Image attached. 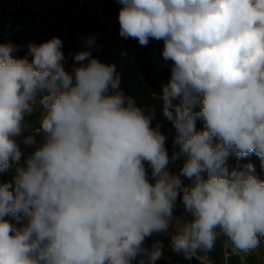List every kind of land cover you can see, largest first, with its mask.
<instances>
[{
	"label": "clouds",
	"instance_id": "obj_1",
	"mask_svg": "<svg viewBox=\"0 0 264 264\" xmlns=\"http://www.w3.org/2000/svg\"><path fill=\"white\" fill-rule=\"evenodd\" d=\"M119 3V34L141 46L163 40L162 56L173 62L163 113L178 132L180 152L172 158L187 157L181 175L192 184L183 188L182 202L192 219L173 216L181 180L166 171L165 137L119 89L114 64L81 51L74 58L87 63L69 73L58 37L30 43L31 62L14 58L16 46L3 43L0 172L10 159L19 165L16 138L25 115L38 91L47 94L36 130L44 143L17 167L14 190L0 183V264H129L137 255L155 264L162 245L146 249L145 238L167 232L173 221L171 247L185 258L210 252L218 232L234 253L261 246L264 181L252 164L229 171L227 158L255 153L264 166V0ZM197 103L201 111L193 112ZM197 117L205 122L202 131ZM22 143L36 141L28 135ZM7 216L24 217L27 225L18 229Z\"/></svg>",
	"mask_w": 264,
	"mask_h": 264
},
{
	"label": "trees",
	"instance_id": "obj_2",
	"mask_svg": "<svg viewBox=\"0 0 264 264\" xmlns=\"http://www.w3.org/2000/svg\"><path fill=\"white\" fill-rule=\"evenodd\" d=\"M25 7L20 12L10 13L6 16L3 21L0 23V44L3 43H11L16 46V50L11 53L14 58L21 59L25 58L27 54H29L28 45L30 43L41 44L50 40L53 37H58L62 41V49L61 51L64 54L63 66L65 70L69 73H73V69L75 67H79L83 64V61H76L75 55L81 51L83 48L78 41L76 33H74L75 28V19H69L65 23L58 25H51L48 21L42 23L36 17L38 16L34 10L29 5H24ZM107 10L109 13L117 18L116 27L113 31H110L108 28L105 30V34L109 39H113V41L103 42V60L105 64H118L124 59L128 58L132 55V53L124 52L125 50L118 51L123 39L119 34V12L113 9V4L108 3ZM117 29L116 33L114 31ZM126 41L129 45H126V50L131 47L132 38H126ZM155 43L158 44L161 55L163 52L164 42L163 40H155L149 39V42L146 46H141L139 44V62L142 69L143 77L150 88L154 91H160V87L158 85L159 82L168 84L171 80L172 69L163 68L161 64L154 63V50ZM18 47H23L22 49H18ZM121 52V53H119ZM29 62H31L32 57H30ZM171 65L173 67V62L171 61ZM116 73L120 76V84L119 89L124 93L126 97H131L134 100V103L137 107H139L145 115L151 118V127L159 129L160 133L165 137L164 147L166 149L167 155L169 157V164L166 166V171L172 175L179 177L181 180V189L178 190L177 200L175 202V207L178 209L185 210L182 202L183 197V188L190 187L192 181L187 177L181 175V169L187 159L186 156L181 155L176 159H173L174 153L180 152V145L175 143L176 137L178 136V132L174 127V124L171 120L162 118L161 115L155 112V107L158 106V103L155 99L151 98V94L147 96H140L137 93L136 89L131 88L128 85V79L122 75L115 68ZM147 92V89H144ZM46 91H38L36 98L39 101L38 103L32 104L31 114L25 115L24 123L26 125L23 134L34 133L40 127V122L42 117L44 116L45 108L40 103V100L44 95H46ZM46 114V113H45ZM205 128V122L202 117H197L196 119V130L202 131ZM37 139L34 151L37 147L42 146L44 143L43 133L37 134L35 133ZM213 144L219 143V139L214 137ZM255 153L250 154L249 156H254ZM246 163V159L244 157L237 159L234 153H230L227 158V165L229 171L234 168H243ZM19 165L12 160L9 161V167L7 170L0 172V183H9L12 185L14 190L15 187V178L17 176V167ZM144 167L146 169L147 178L150 183H155V178L152 176V168L148 164V162H144ZM255 176L264 181V166H262V162L258 166V168L254 171ZM202 177H208L207 171H203L201 173ZM186 211V210H185ZM6 220L12 222L16 220L11 216L5 217ZM226 238L222 235L221 238L216 239L215 245L210 252H199L196 257H191L189 259H179L178 261L182 264H261L259 260V252L260 248L255 250L254 252L243 255L234 253L230 247L225 246ZM263 241L261 240V246ZM153 243L149 237L145 238L143 243V247L151 250ZM260 246V247H261ZM207 257V262H205L203 257ZM141 261L144 264H149L148 257L144 255H137L135 258L131 259L129 264H141ZM155 264H167L164 262L163 258H159L155 261Z\"/></svg>",
	"mask_w": 264,
	"mask_h": 264
},
{
	"label": "rangeland",
	"instance_id": "obj_3",
	"mask_svg": "<svg viewBox=\"0 0 264 264\" xmlns=\"http://www.w3.org/2000/svg\"><path fill=\"white\" fill-rule=\"evenodd\" d=\"M87 2V5L81 6L79 4H76L74 2H71L70 0H0V23L3 21V19L8 16L10 13L14 12H20L25 6L29 5L34 12L38 15L36 18L39 19L42 23L45 21H48L51 25H58L65 23L70 18L75 19V28L74 33H76L78 41L80 42L83 51H88L91 54V57L99 59L101 62L104 63L103 60V48L102 43L113 41V39H109L108 36L105 34V30L108 28L110 31H113V29L116 27L117 24V18L113 17L109 11L107 10L108 3L113 4V9L117 12L120 11V9L123 7L121 3H119V0H102L104 4H102L99 7V11H91L89 9V6L91 4V0H84ZM100 1V0H96ZM117 29L114 31L116 33ZM90 37H94V44L91 47H88L87 40ZM123 42L119 48L118 51H123L132 53L131 56L124 59L123 61L116 64L115 68L117 71H119L122 75H124L128 79V85L136 89L137 93H139L140 96H147L150 95L152 99H155L158 103V106L155 107V112L161 115L162 118L168 119L164 113H163V106L164 102L162 99V89L164 86H166V83L159 82L158 85L160 87V91H154L153 89L148 86L146 83L142 69L139 62L140 52H139V42L136 39H132L131 47L126 50V45H129L126 41V38L122 37ZM23 47H18V49H22ZM121 53V52H119ZM32 57L29 54L25 56V58L29 59ZM154 63L161 64L163 67V63H168L170 66V70L173 68L171 65V60H165L163 56L161 55L160 49L158 47V44L155 43V50H154V57L152 60ZM86 61H83V64H86ZM144 89H147L148 91L145 92ZM202 99V98H201ZM39 101L37 98H35V103H38ZM174 104L179 103V99L173 101ZM202 104L197 103L193 107V112H199L201 111ZM46 109L44 111L45 115ZM36 132L34 133H27L22 134L20 137H17V143L19 144V147L22 152L21 160L19 162V166H24V162L27 159V157L34 152L35 145L33 146H27L22 143L23 139L28 135H33L35 138V141L37 139ZM218 139V138H217ZM213 141L214 138H213ZM246 159L247 164H252L254 166V171L258 168L260 163L262 162L261 159L255 154L254 156H246L244 157ZM11 161V159L9 160ZM254 174V173H253ZM255 175V174H254ZM204 179H207L208 177H203ZM173 216L176 218H181L182 220H191L192 217L190 214H188L183 209H178L174 207L173 209ZM10 222V221H9ZM12 223L16 228H23L27 225V219L24 217H21L19 221L14 220ZM176 233V224L175 221H173L167 232L159 233V234H153L150 236V239L152 243L160 242L162 245V255L160 258H163L164 262L167 264H182L179 262V259H189L185 258V255L183 252L177 253L172 250L171 247V239L172 236ZM218 238L222 237V234L218 232L217 234ZM263 244L260 247L259 252V260L261 264H264V239H262ZM231 248V247H230ZM199 254V251L196 253V255H193L192 257H196Z\"/></svg>",
	"mask_w": 264,
	"mask_h": 264
},
{
	"label": "built area",
	"instance_id": "obj_4",
	"mask_svg": "<svg viewBox=\"0 0 264 264\" xmlns=\"http://www.w3.org/2000/svg\"><path fill=\"white\" fill-rule=\"evenodd\" d=\"M21 1H24V0H21ZM71 2H74L76 4H79L81 6H84V5H87L88 3L85 2L84 0H70ZM104 4L102 0L100 1H96V0H91V4L88 5L89 6V9L91 11H95V12H98L99 11V7ZM163 68H167V69H170V66L168 63H163Z\"/></svg>",
	"mask_w": 264,
	"mask_h": 264
}]
</instances>
